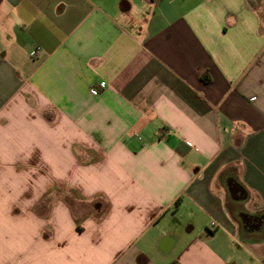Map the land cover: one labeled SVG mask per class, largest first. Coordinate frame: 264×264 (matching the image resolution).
I'll return each instance as SVG.
<instances>
[{
	"label": "crops",
	"instance_id": "0c3cea01",
	"mask_svg": "<svg viewBox=\"0 0 264 264\" xmlns=\"http://www.w3.org/2000/svg\"><path fill=\"white\" fill-rule=\"evenodd\" d=\"M22 111L36 113L35 125ZM86 113L97 127L103 119L112 150L92 134L81 147L93 167L80 178L105 191L90 206L65 197L73 231L62 205L40 203L36 216L63 225L66 240L53 246L46 233L27 255L41 264H264V0H0L4 159L17 155L20 127L47 132ZM38 142L58 171L65 145ZM6 167L0 161L4 177ZM9 251L0 239V255Z\"/></svg>",
	"mask_w": 264,
	"mask_h": 264
},
{
	"label": "clouds",
	"instance_id": "9594fccd",
	"mask_svg": "<svg viewBox=\"0 0 264 264\" xmlns=\"http://www.w3.org/2000/svg\"><path fill=\"white\" fill-rule=\"evenodd\" d=\"M48 101L57 103L51 96L47 97L45 103ZM35 116V112L29 116L28 112L22 111L21 120H27L35 125L36 121L32 118ZM91 116V113H86L82 117L73 119L71 114H68L62 119H67L69 126L61 128L58 124L56 126L49 124L47 132L39 127H20L11 134L17 155L5 160L3 153L0 152V161L6 164V170L10 169V174L7 177L0 175V193H3L0 207L7 205L6 215H0V227H2L0 239H4L10 250L8 256L0 255V264H7L10 256L20 257L16 264H41L39 260L33 259L26 253L30 244L37 241L47 243L43 241V236L46 233L52 234L53 246L65 242L66 237L57 234L63 232V225L53 224L50 218L44 219L36 216L34 209L40 203L43 202L49 206L55 201L62 205L69 214L68 231H73L77 225L72 222V208L65 202V197L71 198L77 205L90 206L97 194L105 191L102 187H92L90 190H86L85 182L80 178L83 169L93 167L87 162L91 159V156L87 154V149L81 147L87 144V140L92 134L101 136L100 146L102 148L109 152L112 150L111 144L103 139L102 127H106L103 124V119L99 120L101 127H97L93 125ZM53 118L55 119L54 116ZM58 129V139H52L49 133H57ZM41 137L49 141V151L59 148L62 144L65 145V148L60 149L63 162L58 171H51V165L43 158V149L38 142ZM29 144L31 147L25 150ZM38 149L37 153L35 150ZM81 157L83 160L80 159ZM33 160L35 163H32ZM125 163L114 152L112 153L111 164L114 170L121 169ZM116 175L119 176L118 171H116ZM5 182L6 187H4ZM89 183H96V181L89 180ZM17 201L22 203H17ZM37 221L39 222L37 223ZM40 251L44 254L45 259H49V254L45 249ZM49 264H53L50 259Z\"/></svg>",
	"mask_w": 264,
	"mask_h": 264
},
{
	"label": "built area",
	"instance_id": "2783aa9c",
	"mask_svg": "<svg viewBox=\"0 0 264 264\" xmlns=\"http://www.w3.org/2000/svg\"><path fill=\"white\" fill-rule=\"evenodd\" d=\"M103 84H104V82H101V85H103ZM91 91H92V93H96L95 89H92Z\"/></svg>",
	"mask_w": 264,
	"mask_h": 264
},
{
	"label": "trees",
	"instance_id": "16d2710c",
	"mask_svg": "<svg viewBox=\"0 0 264 264\" xmlns=\"http://www.w3.org/2000/svg\"><path fill=\"white\" fill-rule=\"evenodd\" d=\"M204 80H207L208 81V78L207 77H204Z\"/></svg>",
	"mask_w": 264,
	"mask_h": 264
}]
</instances>
